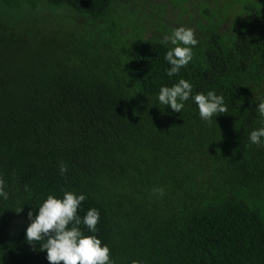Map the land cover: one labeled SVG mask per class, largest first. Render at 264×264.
<instances>
[{"label":"trees","instance_id":"1","mask_svg":"<svg viewBox=\"0 0 264 264\" xmlns=\"http://www.w3.org/2000/svg\"><path fill=\"white\" fill-rule=\"evenodd\" d=\"M27 1L101 20L114 0ZM243 7L234 36L214 35L172 77L170 45L135 44L133 85L0 10V264H49L44 241L26 240L28 213L64 191L86 195L81 217L99 210L95 233L79 227L113 264H264V214L249 201L263 190L264 142L248 138L264 126V0ZM181 78L193 94L223 95L226 112L209 122L191 99L182 112L159 104L160 87Z\"/></svg>","mask_w":264,"mask_h":264},{"label":"rangeland","instance_id":"2","mask_svg":"<svg viewBox=\"0 0 264 264\" xmlns=\"http://www.w3.org/2000/svg\"><path fill=\"white\" fill-rule=\"evenodd\" d=\"M0 10L16 15L22 24L34 25L42 33L63 38L75 48L74 55L83 54V61L94 70L122 76L131 85L135 44L161 41L165 34L184 26L191 28L198 40L193 56L201 58L200 53L206 51L214 35L230 39L244 19L243 0H114L101 20L45 1L0 0ZM261 88L264 91V85ZM249 201L261 207L264 214V186Z\"/></svg>","mask_w":264,"mask_h":264},{"label":"clouds","instance_id":"3","mask_svg":"<svg viewBox=\"0 0 264 264\" xmlns=\"http://www.w3.org/2000/svg\"><path fill=\"white\" fill-rule=\"evenodd\" d=\"M161 43L171 45L164 59L170 65L166 73L168 77H172L192 61L193 47L198 44V40L191 28L180 26L171 35L165 34ZM190 99L196 104L200 118L205 121L211 122L214 116L226 112L223 95L216 94L215 90L193 94L192 83L183 78L172 86H161L157 94L159 104L170 106L175 112H182L185 102ZM256 101V112L260 118H264V96L256 97ZM248 138L252 144L264 142V126L253 129ZM59 171L61 174L66 172V165L61 164ZM153 192L163 195L164 190L154 188ZM7 197L8 193L0 187V198ZM85 199L86 195L83 193L64 191L62 197L48 195L39 208L34 209L35 216L29 211L30 223L25 229L26 240L44 241L41 247L46 250L49 264H113L109 246L95 235H85L79 227L83 224L88 232L95 233L99 222L100 213L96 208L88 209L83 217L78 214Z\"/></svg>","mask_w":264,"mask_h":264}]
</instances>
